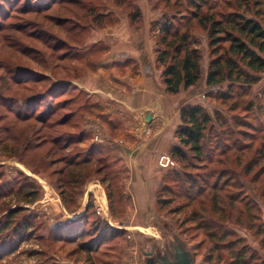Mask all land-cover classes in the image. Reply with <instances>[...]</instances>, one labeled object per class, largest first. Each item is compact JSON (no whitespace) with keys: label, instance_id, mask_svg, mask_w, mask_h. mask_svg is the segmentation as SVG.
<instances>
[{"label":"trees","instance_id":"16d2710c","mask_svg":"<svg viewBox=\"0 0 264 264\" xmlns=\"http://www.w3.org/2000/svg\"><path fill=\"white\" fill-rule=\"evenodd\" d=\"M109 3L0 0V149L35 173L50 172L51 184L67 210L76 209L75 186L83 188L93 176L100 180L109 200L119 187L120 178L109 172L122 167L119 160L93 144L83 130V120L92 115L95 105L71 84L91 67L99 51L85 47L90 30L116 22ZM115 3L121 5L120 0ZM123 8L132 21H139V12H131L130 4ZM157 27L156 64L167 95L175 97L203 80L202 54L192 40L194 29L199 28L207 32L209 40L206 86L226 85L216 98L223 105L234 101L230 119L212 116L200 105L181 108L178 145L170 151L181 168H173L163 177L157 195L160 210L176 198L186 200L168 213L190 210L186 222L219 242L234 237L223 225L233 220V214L236 224L245 221L252 230L259 221L257 234L264 233L260 206L242 194L247 181L256 190L261 188L264 200V140L256 145L255 125L236 116L241 105L247 115L262 112L264 107L252 98L253 87L264 74V0H191L185 14H166ZM74 91L86 98L81 105L74 102ZM55 129L59 132L54 137ZM190 156L202 166L192 164ZM39 198L36 185L23 175L14 185L0 188V213H6L0 222V260L28 240L32 222L22 215L20 204L30 206ZM90 209L88 204L83 217L60 228V239L79 242L88 235ZM241 242L236 239L226 244L235 255L234 263L261 264L257 253Z\"/></svg>","mask_w":264,"mask_h":264},{"label":"rangeland","instance_id":"374dc122","mask_svg":"<svg viewBox=\"0 0 264 264\" xmlns=\"http://www.w3.org/2000/svg\"><path fill=\"white\" fill-rule=\"evenodd\" d=\"M190 1H150L157 5L158 10H163V20L153 24L152 27L155 39L159 31L157 24L164 22V16L166 14L172 16L178 11L185 14ZM126 3L131 5L132 1ZM93 30L99 29H92L89 34ZM192 40L202 54L203 80L196 87L183 90V94L181 95L182 92L180 93L181 99L185 102L188 101L187 104L204 107L212 116L220 114L222 117L230 119L232 113L229 109L234 101L223 105L222 101L216 98L219 91L226 90V85L211 89L205 83V76L209 65V40L207 32L195 28ZM159 71L162 74V71ZM263 95L264 74L261 75V81L253 87L252 98L257 103L264 104ZM71 96L74 98V102L76 101L80 105L86 100L85 97L78 95L76 91ZM172 98H176V96ZM238 108L237 118L239 120L250 121L255 125L254 142L256 145H260L264 140V107L262 112L255 110L251 115H247L243 109V105ZM57 132H59L58 129L53 130L52 135L55 137L58 135ZM213 148L217 149V146ZM211 153L215 154V151ZM168 154L170 155V153ZM160 155L157 156V179H155L158 187L155 185V190L148 192L144 198V202H142L143 208H141L142 210L137 215L136 210H134L135 206L131 194L127 192L124 185L122 186V184H125L124 182L132 179L131 172L129 175L127 167L121 163L122 167H119L120 169L117 166L115 169L110 168L111 171H109L110 175H116V177L120 178L118 182L119 187L113 189L110 200L107 197L105 188L102 185V188L99 187L98 183H100V180L96 176H93L83 188L75 186L78 189L77 191L75 190V197H77L76 209L67 210L62 204L59 193L51 184L50 172L41 170L40 173H35L27 169L17 158L7 157L0 149V188L3 185L9 187L14 185L23 175V177H27L30 182L34 183L40 191V198L33 205L20 204L24 207L22 215L27 218L29 217V220L32 222V226L27 229L29 233L27 235L28 240L20 244L19 248L6 255L4 259L0 260V264H143V252L147 250V247L152 242L159 241L157 236L164 238L169 233L181 236L194 254V264H233L235 262V255L230 249L226 248V244L236 239L242 241L241 245H245L255 251L259 262L264 264V242H262L264 233L257 234L259 221L253 223L255 229L252 230L247 227L248 223L245 221L242 224H236V214H233V220L225 221L223 225L225 229L234 232L235 235L219 242V240L208 238L193 223L186 222L191 215L190 210L178 211L174 215L168 213L170 209L175 208L174 210H176V208L184 205L186 200L176 198L169 207L163 211L160 210L157 204V195L159 189L163 186V177L170 171L160 167ZM111 157L118 159L117 156ZM189 160L197 167H201V164H203L198 163L194 159L192 160L191 156ZM32 162L35 163L36 160L32 159ZM173 162L174 168H181L174 160ZM190 172H193V170H190ZM133 179H135V176ZM112 180L114 181V179ZM244 183L245 188L242 194L245 198L253 203L254 201L257 202L260 206L258 216L264 224V200L260 198L261 188L256 190L247 181H244ZM113 184L115 185L116 182ZM89 190L93 193H89ZM11 203L13 207L18 206V203ZM88 204L91 207L88 215V228H91V231L88 235L82 237L79 242L72 239H60L63 235L60 228L83 217ZM5 214L0 213V222L4 221L2 217ZM102 231L105 232L102 233ZM82 242L86 244L83 247L81 246Z\"/></svg>","mask_w":264,"mask_h":264},{"label":"crops","instance_id":"0c3cea01","mask_svg":"<svg viewBox=\"0 0 264 264\" xmlns=\"http://www.w3.org/2000/svg\"><path fill=\"white\" fill-rule=\"evenodd\" d=\"M128 1L131 12H139V21L124 11ZM150 1L120 0L117 6L110 0L109 12L116 22L89 34L85 47L99 51L85 74L72 81L95 105L83 120V130L93 144L117 156L131 172L132 179L123 185L137 215L148 192L158 187L157 156L178 145L180 110L188 103L181 99L183 92L172 98L163 86L152 31L153 24L163 20V10Z\"/></svg>","mask_w":264,"mask_h":264},{"label":"water","instance_id":"95a60500","mask_svg":"<svg viewBox=\"0 0 264 264\" xmlns=\"http://www.w3.org/2000/svg\"><path fill=\"white\" fill-rule=\"evenodd\" d=\"M143 252V264H194L195 257L180 235L169 233L164 238L157 236Z\"/></svg>","mask_w":264,"mask_h":264},{"label":"built area","instance_id":"2783aa9c","mask_svg":"<svg viewBox=\"0 0 264 264\" xmlns=\"http://www.w3.org/2000/svg\"><path fill=\"white\" fill-rule=\"evenodd\" d=\"M159 164L164 170H171L175 167L174 162L169 154H161L159 158Z\"/></svg>","mask_w":264,"mask_h":264}]
</instances>
